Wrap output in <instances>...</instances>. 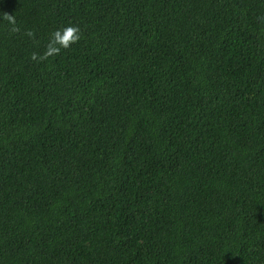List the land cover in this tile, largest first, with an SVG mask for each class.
I'll list each match as a JSON object with an SVG mask.
<instances>
[{"label": "trees", "instance_id": "16d2710c", "mask_svg": "<svg viewBox=\"0 0 264 264\" xmlns=\"http://www.w3.org/2000/svg\"><path fill=\"white\" fill-rule=\"evenodd\" d=\"M0 264H264V0H0Z\"/></svg>", "mask_w": 264, "mask_h": 264}, {"label": "clouds", "instance_id": "9594fccd", "mask_svg": "<svg viewBox=\"0 0 264 264\" xmlns=\"http://www.w3.org/2000/svg\"><path fill=\"white\" fill-rule=\"evenodd\" d=\"M9 22L14 24V20L12 17H8ZM15 30V28L13 29ZM29 36L32 35L31 32L27 33ZM80 39V29L78 25L69 24L64 26L62 29H57L52 33V37L50 39V44L45 52L43 59L46 56H50L56 53H59L61 48H68L70 44L76 43ZM58 44L59 47H55L53 45ZM33 59H36L35 54H33Z\"/></svg>", "mask_w": 264, "mask_h": 264}]
</instances>
